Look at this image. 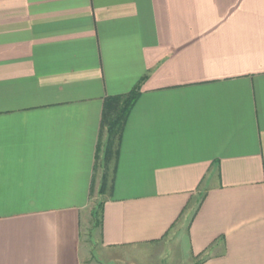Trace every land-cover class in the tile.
I'll list each match as a JSON object with an SVG mask.
<instances>
[{
	"label": "crops",
	"instance_id": "0c3cea01",
	"mask_svg": "<svg viewBox=\"0 0 264 264\" xmlns=\"http://www.w3.org/2000/svg\"><path fill=\"white\" fill-rule=\"evenodd\" d=\"M141 81L101 195L104 102ZM89 222L264 264V0H0V264H89Z\"/></svg>",
	"mask_w": 264,
	"mask_h": 264
},
{
	"label": "rangeland",
	"instance_id": "374dc122",
	"mask_svg": "<svg viewBox=\"0 0 264 264\" xmlns=\"http://www.w3.org/2000/svg\"><path fill=\"white\" fill-rule=\"evenodd\" d=\"M93 226L90 222L83 226V261L89 262V264H196V261L187 260L188 239L186 233L183 235L184 242L181 243V246L172 231L162 244L140 252L127 250L116 257L115 253L113 254L114 250L103 249L98 243V238L93 237Z\"/></svg>",
	"mask_w": 264,
	"mask_h": 264
},
{
	"label": "trees",
	"instance_id": "16d2710c",
	"mask_svg": "<svg viewBox=\"0 0 264 264\" xmlns=\"http://www.w3.org/2000/svg\"><path fill=\"white\" fill-rule=\"evenodd\" d=\"M141 82L127 94L116 95L108 97L103 106L102 115V131L98 143L97 159L102 158L104 164V173L102 176V185L100 194L106 192L108 185V170L109 164L114 155L118 151L119 141L122 137L125 123L136 103L141 89ZM104 207V200H100L96 204L94 210V225L97 226L102 222V213Z\"/></svg>",
	"mask_w": 264,
	"mask_h": 264
}]
</instances>
